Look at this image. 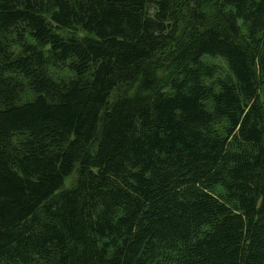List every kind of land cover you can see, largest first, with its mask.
<instances>
[{"label": "trees", "instance_id": "obj_1", "mask_svg": "<svg viewBox=\"0 0 264 264\" xmlns=\"http://www.w3.org/2000/svg\"><path fill=\"white\" fill-rule=\"evenodd\" d=\"M0 264H264V0H0Z\"/></svg>", "mask_w": 264, "mask_h": 264}, {"label": "rangeland", "instance_id": "obj_2", "mask_svg": "<svg viewBox=\"0 0 264 264\" xmlns=\"http://www.w3.org/2000/svg\"><path fill=\"white\" fill-rule=\"evenodd\" d=\"M204 61L217 65L222 76L226 75L229 72L225 61L222 60L221 58L205 57ZM51 75L53 76L54 79L57 80V79H67L72 74L70 73V71L68 69L63 68L61 70L51 71ZM123 92H124L123 88L116 90L114 92V96L117 97L118 95H120ZM27 97L31 99L32 95L29 93V94H27ZM72 183H73V178L71 177L70 179L67 180L66 186L69 187L70 185H72Z\"/></svg>", "mask_w": 264, "mask_h": 264}]
</instances>
